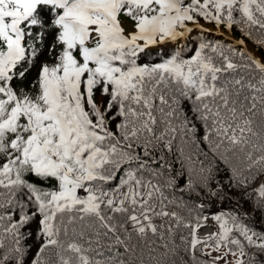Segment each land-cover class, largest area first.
<instances>
[{
  "label": "snow or ice",
  "instance_id": "obj_1",
  "mask_svg": "<svg viewBox=\"0 0 264 264\" xmlns=\"http://www.w3.org/2000/svg\"><path fill=\"white\" fill-rule=\"evenodd\" d=\"M0 264H264V0H0Z\"/></svg>",
  "mask_w": 264,
  "mask_h": 264
}]
</instances>
